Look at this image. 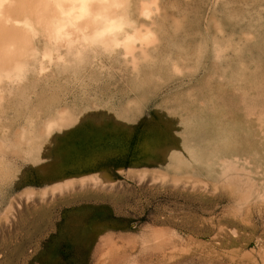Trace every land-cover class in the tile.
Instances as JSON below:
<instances>
[{
    "label": "rangeland",
    "instance_id": "rangeland-1",
    "mask_svg": "<svg viewBox=\"0 0 264 264\" xmlns=\"http://www.w3.org/2000/svg\"><path fill=\"white\" fill-rule=\"evenodd\" d=\"M110 13L0 28V264H264V0Z\"/></svg>",
    "mask_w": 264,
    "mask_h": 264
},
{
    "label": "bare ground",
    "instance_id": "bare-ground-1",
    "mask_svg": "<svg viewBox=\"0 0 264 264\" xmlns=\"http://www.w3.org/2000/svg\"><path fill=\"white\" fill-rule=\"evenodd\" d=\"M30 2L31 6L39 11L40 14L38 15L40 18H47L50 14L62 16L60 19L62 24L59 26V29L62 30L61 28L73 27V25H75L74 23L86 18H93L102 14H106L105 16L109 17L111 15V10L116 9L120 5L121 0H30ZM14 4L15 0H0V28H2L12 16ZM69 17L72 21H63V19H69ZM39 22H41L45 28H53L50 26V23ZM81 181L84 182V180H80V182ZM74 182L52 188V190H57L59 188L63 189V187L65 188L71 184H75Z\"/></svg>",
    "mask_w": 264,
    "mask_h": 264
},
{
    "label": "flooded vegetation",
    "instance_id": "flooded-vegetation-1",
    "mask_svg": "<svg viewBox=\"0 0 264 264\" xmlns=\"http://www.w3.org/2000/svg\"><path fill=\"white\" fill-rule=\"evenodd\" d=\"M67 244V246H66ZM70 245V246H69ZM74 245L72 244V241H65L59 248H58V253L57 257L60 259L63 264L69 263L68 259L70 258L69 256L65 255V251H69V249L73 248ZM74 264V263H72Z\"/></svg>",
    "mask_w": 264,
    "mask_h": 264
},
{
    "label": "trees",
    "instance_id": "trees-1",
    "mask_svg": "<svg viewBox=\"0 0 264 264\" xmlns=\"http://www.w3.org/2000/svg\"><path fill=\"white\" fill-rule=\"evenodd\" d=\"M113 148H114V147H113ZM66 264H72V263H70V262H69V263H67V262H66Z\"/></svg>",
    "mask_w": 264,
    "mask_h": 264
}]
</instances>
